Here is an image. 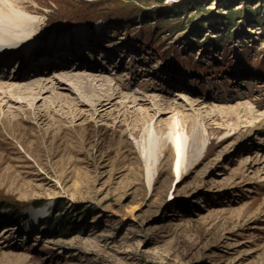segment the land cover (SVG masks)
<instances>
[{"label":"rangeland","instance_id":"obj_1","mask_svg":"<svg viewBox=\"0 0 264 264\" xmlns=\"http://www.w3.org/2000/svg\"><path fill=\"white\" fill-rule=\"evenodd\" d=\"M18 1L37 17L33 34L55 33L44 36L32 55L44 67L20 70L26 72L19 85L39 79L43 93L0 103L7 118L19 105L30 110L13 129L0 115V213L6 212L0 215V264H264V183L258 179L264 157H255L251 172L237 166L242 148L264 156V130L254 131L244 119L234 130L208 120L211 145L184 177L169 183L163 166L148 188L143 157L116 99L100 111L83 105L65 112L59 102L48 108L43 99L57 86L52 78L74 76L80 64L62 61L79 43L76 57L99 49L130 51L143 67L138 76L157 80L134 76L119 84L126 93L157 94L165 104L179 98L188 108L176 91L181 88L192 101L250 104L259 114L264 0ZM245 9L259 20L245 19ZM62 30L81 33L67 32L70 39L61 40ZM48 44L54 47L42 51ZM184 65L191 69L184 85L166 80L168 66ZM5 71L2 81L10 84L13 71ZM65 84L71 93L57 86L65 98L79 99L80 90ZM242 88H249L246 98H239ZM32 211L41 215L29 232ZM56 237L73 245L53 244Z\"/></svg>","mask_w":264,"mask_h":264},{"label":"bare ground","instance_id":"obj_2","mask_svg":"<svg viewBox=\"0 0 264 264\" xmlns=\"http://www.w3.org/2000/svg\"><path fill=\"white\" fill-rule=\"evenodd\" d=\"M36 19L37 17L29 13L18 0H0V45H9V48H15L14 46L23 44L21 47L23 49L31 44L34 45L42 35L38 36L33 34L35 33L33 26ZM64 39L65 36L61 40ZM77 40L79 41L78 36ZM1 49H4V47ZM41 50L44 51V48H41ZM16 51H20V49L11 50L12 54L10 56H14L12 59H15ZM75 53H79V51L76 50L75 52L68 54L62 62H69L71 58L78 60L81 57H88L91 55L84 53L80 54L81 56L76 57V55H74ZM3 57L4 56H1L0 54V58L3 59ZM107 57L108 56L104 55L103 57L96 58V60L94 57H91L92 61H88L90 57L89 59H86V61H83L81 58V60L77 61L80 65L75 69L77 71H74V76L64 75L63 77L59 76L54 79L52 78L51 81H57L55 85L59 86L58 89L66 90V92L71 93V89H69L65 83L73 85L75 90H80V98H65V95L57 89V86H52L49 88L52 94L49 97L46 96L43 98L44 103L46 104L44 106H48L49 108L55 104V101H57V103L59 102L57 106H59L60 110L65 108L74 109L78 106L89 105L92 110L95 109L96 111H100L106 107L115 106V104L113 105V102L116 99V105L120 108L119 114L123 117L121 121L131 127V133L134 136L133 138L137 141L138 148L143 157L145 184L148 188L153 185L155 177L159 174L160 170H162L163 166H165L168 171L166 180L169 181V183L173 180L178 182L184 177L185 173L191 168L193 162L197 160L204 150L211 145V142L208 140V120H219V123H217L218 125L220 124L230 128V130H234L242 123V119H244L246 123L251 124L254 131L257 129H259V131L261 129L264 130V111L256 114L257 110H255L250 104H244V106H242L240 103H237L235 105L220 106L216 101L215 104H210L207 101H192L187 95L182 93L183 90L181 88H178V90H176L179 92L178 94L188 101L189 106L187 108L181 101H176L179 100V98H174L171 101H167L165 104L164 102L161 103L163 100L159 98V95L157 94L150 96L148 94H130L121 91L122 88L117 81H119L125 74L121 73L120 70H118V72L105 73L103 70L98 69L100 67L95 69L98 63H100V65H107ZM123 57H126V54H123ZM128 57H130V55H128ZM20 58L24 57L22 56ZM19 60L20 59H17L16 57L13 61V65L14 63L18 64V67L17 70H15V67L12 69V71L16 72L13 73L10 84L4 83V81H2L4 76L0 74V90H2L0 91V95H5H1L0 103L4 102V98H6V103L15 105L16 102H13L12 98L17 95L20 97L23 95L25 98L30 96L31 99L34 100L39 97L45 89L46 85H43V82L41 83L42 80L40 81L39 79L32 83L19 85V82L23 81L21 80V77L26 72H18L19 67L28 66L31 63L38 64V61L27 62L30 60L26 61L25 59H22L20 62ZM77 62H74V65H76ZM44 65L45 64L38 65L33 70L41 69ZM139 67H141L139 69L142 71L143 67ZM122 68L123 69L121 70H126L124 69L125 67ZM138 75L139 74L136 72V79L140 81L154 82L156 80L152 77H141ZM9 85L12 86L9 87ZM31 85L36 86L35 88H32ZM11 87H13V89L9 90ZM24 89H29V91L24 92ZM55 89H57L58 92H54ZM136 89L139 90V88ZM146 89H149V87ZM140 90L143 92L145 91V88H141ZM132 91H135V88L132 89ZM239 92V98H246L247 94H249V88H242ZM70 93L67 94L69 97ZM29 104L31 105V103ZM17 109L19 110L9 111L11 118H7L6 116L4 117V112L0 105V115H3L1 123L5 124V127L8 129H13V127L17 126L21 120L23 121V116L28 119L30 110L23 111L20 105ZM81 111H83V109ZM164 114H169V116L166 119H162ZM156 115L157 119L159 117L161 119L153 120ZM11 120H13V124L10 125ZM140 131L142 132L139 136V140H137ZM250 151L249 148H242L238 151V154H240L241 157L239 158V164L237 166L245 167L244 171L246 170L247 172H251V168L257 164L255 160L258 157L259 161L264 157L263 154L261 155L260 153H256V155L253 156ZM262 174V176H258V179L263 184L264 173ZM31 213L33 215V221L32 223L30 221L31 226L28 228L29 232H31V227H34L41 215L40 211H32ZM52 240L53 244L55 243L57 245H73V241L68 237H56V239Z\"/></svg>","mask_w":264,"mask_h":264},{"label":"trees","instance_id":"obj_3","mask_svg":"<svg viewBox=\"0 0 264 264\" xmlns=\"http://www.w3.org/2000/svg\"><path fill=\"white\" fill-rule=\"evenodd\" d=\"M250 10V11H249ZM243 15H245V19H247L248 17L252 16L255 20H259L258 17H257V14L252 10V9H245V11L243 12ZM236 19L237 17H230L228 16V19L229 21ZM263 28H264V25H263Z\"/></svg>","mask_w":264,"mask_h":264}]
</instances>
